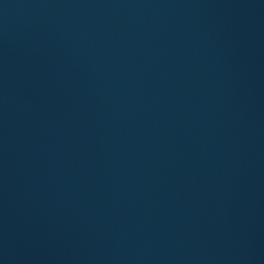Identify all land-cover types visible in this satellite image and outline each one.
Here are the masks:
<instances>
[{
  "label": "water",
  "instance_id": "water-1",
  "mask_svg": "<svg viewBox=\"0 0 264 264\" xmlns=\"http://www.w3.org/2000/svg\"><path fill=\"white\" fill-rule=\"evenodd\" d=\"M0 264H264V0H0Z\"/></svg>",
  "mask_w": 264,
  "mask_h": 264
}]
</instances>
